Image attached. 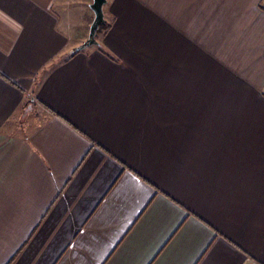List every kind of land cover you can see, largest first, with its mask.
Returning a JSON list of instances; mask_svg holds the SVG:
<instances>
[{
  "label": "crops",
  "instance_id": "obj_1",
  "mask_svg": "<svg viewBox=\"0 0 264 264\" xmlns=\"http://www.w3.org/2000/svg\"><path fill=\"white\" fill-rule=\"evenodd\" d=\"M0 0V264H264V0Z\"/></svg>",
  "mask_w": 264,
  "mask_h": 264
},
{
  "label": "water",
  "instance_id": "obj_2",
  "mask_svg": "<svg viewBox=\"0 0 264 264\" xmlns=\"http://www.w3.org/2000/svg\"><path fill=\"white\" fill-rule=\"evenodd\" d=\"M106 2L107 0H94L91 4V8L94 11L95 17L90 28L89 39L79 49H84L98 43L96 40V34L100 26L106 22L104 12V5Z\"/></svg>",
  "mask_w": 264,
  "mask_h": 264
},
{
  "label": "trees",
  "instance_id": "obj_3",
  "mask_svg": "<svg viewBox=\"0 0 264 264\" xmlns=\"http://www.w3.org/2000/svg\"><path fill=\"white\" fill-rule=\"evenodd\" d=\"M105 26V24H102L101 26H100V28L98 29V31L102 28V27H104Z\"/></svg>",
  "mask_w": 264,
  "mask_h": 264
}]
</instances>
